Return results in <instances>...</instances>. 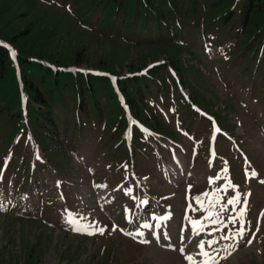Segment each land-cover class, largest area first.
<instances>
[{"label":"rangeland","instance_id":"1","mask_svg":"<svg viewBox=\"0 0 264 264\" xmlns=\"http://www.w3.org/2000/svg\"><path fill=\"white\" fill-rule=\"evenodd\" d=\"M7 1H0V40L15 56H9L0 77V264H200L199 240L236 232L239 219L214 236L207 228L195 242V234L187 232L182 246L188 253L175 245L170 255L166 252L172 248L156 243L154 217L169 212L167 226L188 223L185 209L191 216L206 214L190 210L189 203L199 209L195 197L216 189L221 204L231 190L242 199L250 192L252 201L243 217L252 223L243 238L216 244L217 255L227 245L236 247L231 256L228 248L218 264H264V56L256 57L254 43L240 42L238 29H229L231 21L222 25L216 20V5L199 1L195 25L176 30L180 37L185 33L180 43L190 50L177 61L183 62L181 72L160 49L174 41L157 29L153 13L140 23L144 17L139 15L136 22L128 10L123 25L103 13L105 0L91 12L89 0H35L28 11L22 5L17 10L18 2L1 9ZM154 3L166 6V0ZM65 31L67 38L81 42L77 64H63L53 57L56 52L50 57L42 50L66 41ZM153 49L157 56L151 58ZM138 86L160 124L174 131L170 137L189 146L185 153L177 149L179 153L170 155L167 137L142 127L147 125L126 98L137 96ZM189 87L198 89L206 102L197 93L191 97ZM192 103L219 124V157L208 150L213 119L193 110ZM222 125L228 126L230 139L221 132ZM157 149L166 156L161 158ZM246 167L255 168L258 176L246 178ZM209 177L214 179L211 185ZM229 180L238 188L225 191ZM208 201L203 198L205 205ZM256 211L259 231L253 222ZM70 217L78 225L70 224ZM79 225L105 231H74ZM252 233V243L245 244ZM135 237L153 243L145 245Z\"/></svg>","mask_w":264,"mask_h":264},{"label":"trees","instance_id":"2","mask_svg":"<svg viewBox=\"0 0 264 264\" xmlns=\"http://www.w3.org/2000/svg\"><path fill=\"white\" fill-rule=\"evenodd\" d=\"M89 1L90 6L87 10L91 12L103 0ZM199 1H203V4L209 3L212 6L216 5V8L214 9V13L218 14L217 16H215L217 17L216 20L220 21L222 25H225V23L231 21V26L229 27V29L230 31H232L231 28L233 30L238 29V31L236 30V32L240 34V42H243V44L245 45L249 43H254V51L256 57L259 58V56L262 54L264 56V0H240V5L238 7L237 1L239 0H166V6L162 8H157L156 4L154 3V0H105L101 4H104L102 7H104L103 13H105V15H107L109 18L121 19V21H123V25L127 19L128 10L131 11L130 13H133L131 19L135 20L136 22L139 21V15H142L144 17L141 18L140 23H143L144 19L149 17V13H153V19L155 20L157 29L165 30L168 33V36L171 37L174 41V43L171 42L170 44L163 45L160 49L162 52L166 53V57L169 60L167 61V63L170 62L175 68L182 72L181 69H183V67L179 66L183 65V62L181 64L179 63V65L177 61L180 57L182 58V56L184 55L183 53H186L190 50L187 46L180 43L181 38H185V33H183L180 37L179 33L176 32V30L178 29V31H183V28L189 23L191 25H195L196 20H198ZM17 2L20 4L19 6H16L18 7L17 10L21 11L24 7L23 10L28 11V9L33 8V4H35L36 1L8 0L7 2H5L8 3V6H4V3H2L1 9L4 8L6 10V8L13 6ZM21 5L23 6L22 8ZM163 9H165L166 11L162 13L161 11ZM17 10H15V12L12 11V13H10L11 17L17 14ZM235 13L238 14L240 22L237 25L235 24ZM203 25H205L204 22ZM63 35L65 38H67L68 32H63ZM80 43V40L77 38H67L66 41L63 40L62 42H59L57 40L55 46H52L53 48L51 49L42 50L49 52L48 54L50 55V57L53 56V54L50 53L56 52L57 55L53 57H55L56 61L58 62H61L63 64H66L68 62L77 64L81 62V55L83 49ZM51 50H53V52H51ZM155 51L156 50L153 49L148 52L149 55H152L151 58L157 56V52ZM152 52H154L155 54ZM8 58L9 51L7 47L0 44V77L6 70V63ZM187 66L190 68H194L193 65L185 64V67ZM130 67L133 68L137 66L132 64L130 65ZM195 69L196 73L199 75V69ZM153 73L154 72H152V74ZM25 85L30 88L32 87V89L34 90L33 84L30 80H25ZM188 89H190L191 97L195 93L199 94L198 89H194L193 87H189ZM135 90L137 91V96L127 94L126 98L132 110L135 113L139 114L141 120L147 125L145 127L151 130L153 134L159 137H170L171 135H173L174 131H168L165 126H162L160 124L161 121L155 117L154 112L152 111L153 108H151V104L148 103V101L144 98V95L141 93L142 90L140 86H138ZM200 96L203 98V95ZM36 97H39L37 93ZM139 98L141 103L138 101ZM204 101L206 102V99L203 98L201 102L203 103ZM219 122H221L220 119Z\"/></svg>","mask_w":264,"mask_h":264},{"label":"snow or ice","instance_id":"3","mask_svg":"<svg viewBox=\"0 0 264 264\" xmlns=\"http://www.w3.org/2000/svg\"><path fill=\"white\" fill-rule=\"evenodd\" d=\"M2 44V42H0ZM13 56H15V53L13 52ZM215 131H219L218 129H215ZM213 139H215V136H213ZM245 163L250 165V162L247 161V158H245ZM225 172H227V167L224 169ZM245 176L246 178H252V177H257L258 173L256 170L253 168L250 172L248 168H245ZM220 177L217 176L216 179H219ZM210 183L214 182L210 179ZM261 183H264V181H260ZM59 183V182H58ZM191 187V186H189ZM229 188H238L237 185H234L230 180L229 182L224 186V190L227 191ZM128 192H131V189L127 190ZM219 189H216L211 195L209 193H202L200 196L195 197L196 203L200 206L199 209H193L192 204L189 203L188 208L192 211H198V210H203L206 214L202 217V219H196L193 220L190 216L187 214L185 215V219L189 220L190 223L192 224V231L195 235H199L201 232L205 230V228H208L210 225L211 226H219V227H211L209 231V235H213L215 232L223 231V229L228 227V223H231L235 225L237 223V220L239 218V224L240 227L237 229L236 232H231L229 230V233H225L223 236H221L219 239L220 240H229V239H235L237 236L240 238H243L246 229L244 226V219L243 217L245 216L247 212V207H248V197L251 195L250 192L244 193L243 194V199L242 194L237 191L234 196H231L225 204H220V197L216 196V192H218ZM204 197H209L208 204L205 205L203 202ZM144 203H147V201H143ZM237 204H242L240 209L237 211L236 210V205ZM232 206V211L236 212V216H229L228 217V222L225 223V221L221 218V213L228 211V206ZM217 207L219 210H217ZM170 213L166 215H162L159 217H154V219H159L161 221H167L170 218ZM261 216H264V210L261 211L260 213ZM203 221H207V224H203ZM68 222L70 224L78 225V221L74 220L73 218H69ZM143 227L148 228L150 225L144 224ZM89 229H93L92 231H89ZM74 231H84L89 235L95 234L96 232H99L101 235L104 234L105 229L102 227H93V225H79L76 227H73ZM113 230H116L115 228ZM257 231H259V224H257ZM123 231V230H121ZM131 235V233H128ZM138 235H144V233H138ZM253 238H255V233H252ZM165 238H167V233H165ZM147 242V241H143ZM219 243V240L216 239L215 237L212 239L208 240H199L197 243V247L200 249V255L205 257L204 260L200 262V264H218V261L215 259L214 256H212L207 250H206V245L207 247H211L214 244ZM248 243H252V240H249ZM232 247L231 245L225 246L224 250L227 251L228 248ZM181 253L185 252V248L181 247L180 248ZM231 253L229 252V255ZM189 262H192L194 260L193 256L188 255L185 257ZM224 258V257H221Z\"/></svg>","mask_w":264,"mask_h":264},{"label":"bare ground","instance_id":"4","mask_svg":"<svg viewBox=\"0 0 264 264\" xmlns=\"http://www.w3.org/2000/svg\"><path fill=\"white\" fill-rule=\"evenodd\" d=\"M158 225H159V222H158ZM153 243V242H152ZM155 244V243H154ZM164 252V251H163ZM163 252H160L161 253V255H162V253ZM167 254H170V255H173L171 252L169 253V251H167L166 252ZM171 259V258H170ZM167 263H170V264H173L174 263V261H172V260H169V262L167 261Z\"/></svg>","mask_w":264,"mask_h":264}]
</instances>
